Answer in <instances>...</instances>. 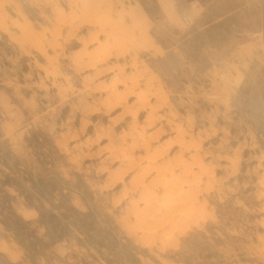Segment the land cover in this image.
I'll return each mask as SVG.
<instances>
[{"label":"rangeland","instance_id":"374dc122","mask_svg":"<svg viewBox=\"0 0 264 264\" xmlns=\"http://www.w3.org/2000/svg\"><path fill=\"white\" fill-rule=\"evenodd\" d=\"M176 3L0 0V264H264V0Z\"/></svg>","mask_w":264,"mask_h":264},{"label":"crops","instance_id":"0c3cea01","mask_svg":"<svg viewBox=\"0 0 264 264\" xmlns=\"http://www.w3.org/2000/svg\"><path fill=\"white\" fill-rule=\"evenodd\" d=\"M160 11L163 15L169 19L170 22L176 24H182L184 17L187 15L185 12L189 9L179 8L177 6L176 0H156ZM184 9V10H183ZM244 43L246 46L250 45L253 49L257 48L256 52L259 54V57L264 61V30L260 29L258 32L252 34V36L245 38ZM241 46V45H239Z\"/></svg>","mask_w":264,"mask_h":264}]
</instances>
